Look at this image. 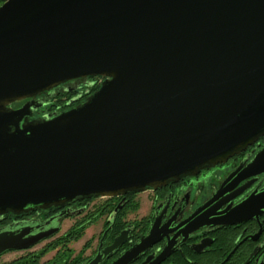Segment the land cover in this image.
Instances as JSON below:
<instances>
[{
	"label": "water",
	"instance_id": "1",
	"mask_svg": "<svg viewBox=\"0 0 264 264\" xmlns=\"http://www.w3.org/2000/svg\"><path fill=\"white\" fill-rule=\"evenodd\" d=\"M86 76L104 79L76 106L37 120H26L33 101L12 106ZM259 136L264 0L0 5V214L156 187L223 163ZM241 169L243 177L264 171V143ZM263 211L264 186L214 222ZM54 219L44 227L19 221L0 227V253L53 234ZM123 239L121 233L114 246ZM143 243L109 264H126Z\"/></svg>",
	"mask_w": 264,
	"mask_h": 264
},
{
	"label": "flooded vegetation",
	"instance_id": "2",
	"mask_svg": "<svg viewBox=\"0 0 264 264\" xmlns=\"http://www.w3.org/2000/svg\"><path fill=\"white\" fill-rule=\"evenodd\" d=\"M103 79L86 76L67 80L12 106L33 101L37 107L26 120L41 119L45 114L78 105ZM65 93H72L71 98L61 104L57 96ZM263 143L264 136H259L252 145L223 163L169 179L156 187L129 189L113 195L77 196L21 212L7 210L0 214V227L16 221L44 227L47 220H57L58 229L53 234L29 247L18 248L25 250L13 258L20 259L18 264H88L96 259H100L96 264H109L140 241L144 246L126 264H216L234 247L226 261L235 256L241 264L250 257L246 264H264V211L231 223L214 222L222 217L223 210L264 186V171L243 177L246 171L237 170L239 165H246ZM65 218L70 223L59 232ZM76 223L85 225L78 239L84 236L87 227L96 228L78 247L74 246L78 239L70 240L68 236L58 239ZM121 233L124 239L114 246Z\"/></svg>",
	"mask_w": 264,
	"mask_h": 264
},
{
	"label": "trees",
	"instance_id": "3",
	"mask_svg": "<svg viewBox=\"0 0 264 264\" xmlns=\"http://www.w3.org/2000/svg\"><path fill=\"white\" fill-rule=\"evenodd\" d=\"M98 87V86H97ZM71 95L72 93H65V94H60L58 95L57 97H59V102L61 104H64L68 99L71 98ZM64 96L65 98L62 100L61 97ZM84 228H85V225H80L78 226V224H74L72 225L67 232H65L64 234H62L58 239H62V238H65V237H69L71 238L70 240H73V239H78L84 232ZM57 239V240H58ZM227 250H225L226 252ZM224 252V253H225ZM223 253V254H224ZM222 254V255H223ZM21 257H24V256H21ZM20 259H13L12 261L8 262L7 264H18ZM212 262V261H211ZM224 264H238V260L235 258V256H232L228 261H226Z\"/></svg>",
	"mask_w": 264,
	"mask_h": 264
},
{
	"label": "rangeland",
	"instance_id": "4",
	"mask_svg": "<svg viewBox=\"0 0 264 264\" xmlns=\"http://www.w3.org/2000/svg\"><path fill=\"white\" fill-rule=\"evenodd\" d=\"M65 97H62L61 99L63 100ZM70 223V219L69 218H65L63 221H62V228L59 232H61L64 228H66ZM93 230H96V228H94L93 226H89L86 228V232L84 234V236H82L80 239H78V241H76L74 243V246L75 247H78L82 241L84 240L85 237H87L91 231ZM45 242V240H43L42 242L36 244V247L41 245V243ZM25 250L23 249H11V250H8L4 253H2L0 255V261H6V260H10V259H13L14 257L18 256L19 254L23 253Z\"/></svg>",
	"mask_w": 264,
	"mask_h": 264
},
{
	"label": "built area",
	"instance_id": "5",
	"mask_svg": "<svg viewBox=\"0 0 264 264\" xmlns=\"http://www.w3.org/2000/svg\"><path fill=\"white\" fill-rule=\"evenodd\" d=\"M5 0H0V5L4 2Z\"/></svg>",
	"mask_w": 264,
	"mask_h": 264
}]
</instances>
